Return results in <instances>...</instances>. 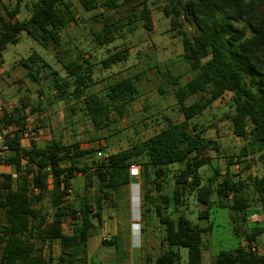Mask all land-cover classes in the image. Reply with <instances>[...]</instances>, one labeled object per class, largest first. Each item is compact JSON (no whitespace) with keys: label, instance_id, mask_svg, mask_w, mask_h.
Returning <instances> with one entry per match:
<instances>
[{"label":"trees","instance_id":"trees-1","mask_svg":"<svg viewBox=\"0 0 264 264\" xmlns=\"http://www.w3.org/2000/svg\"><path fill=\"white\" fill-rule=\"evenodd\" d=\"M31 1L32 13L27 20H14L23 0H16L14 10L0 13V57L8 45L20 42L22 33L45 50H58L63 30L80 21L71 0ZM78 1L88 13L103 10L95 17L102 27L93 31L100 48L113 44L124 29L134 33L139 24L153 31L150 0ZM163 13L171 30L182 39L183 53L178 60L194 74L184 84L180 76L170 78L182 122L165 116V126L154 136L111 154L107 161L94 159L89 165L83 161L96 151L83 150L79 143L64 145L53 139L45 147L31 143L29 149L24 148L23 110L17 109L3 120L21 128L14 138H6V149H0V168L9 166L16 175H0V210L5 217V224L0 225V264H88V242L101 225L103 205L130 189L133 166L139 168L142 180L141 219L149 221L152 214L158 220L157 245L154 252L148 249L145 264H178L180 249L187 250V264H203L204 236L214 230L212 218L216 219L222 208L233 214L232 230L238 240L243 239L240 223H248L256 213L262 216V223L248 227L243 235L246 245L239 241L236 248L219 251L211 264H264V254L252 250L264 234V0H168ZM185 25L194 30L192 35L183 29ZM127 57L114 52L101 61V70H109ZM60 63L65 77L37 53L23 66L26 76L36 83L43 70L49 69L45 78L52 80L55 100L82 102L95 131L109 129L130 116L141 96L142 72L114 80L102 94L90 93L95 64L79 56ZM159 91L165 93L161 87ZM227 94L231 96V112L224 117L232 124L235 136L246 141L236 157L229 156V165L236 159L248 168L246 159L259 158L263 169L253 183L234 182L228 173L220 180L221 171L212 156L220 149L205 137L207 130L193 122ZM194 96H200L199 100L187 104ZM203 168L208 171L206 179L200 172ZM76 173L84 176L86 190L96 188L95 200L85 197L72 205ZM32 186L39 190L38 195L33 194ZM188 196H194L202 208L197 218L206 221V227L182 213ZM45 199L50 202L51 215L38 207ZM67 223L70 233L65 232ZM141 233L148 231L142 226ZM54 243L60 246L58 258L53 259L51 253L44 257L43 247L51 248ZM102 244L115 247L119 264V239Z\"/></svg>","mask_w":264,"mask_h":264},{"label":"rangeland","instance_id":"rangeland-1","mask_svg":"<svg viewBox=\"0 0 264 264\" xmlns=\"http://www.w3.org/2000/svg\"><path fill=\"white\" fill-rule=\"evenodd\" d=\"M71 1L74 12L80 21L70 24L63 30L62 41L58 50H45L26 33H22L20 42L8 45L2 53L1 58L4 63H2L0 70V96L4 94L7 98H3L1 103H17L18 109L23 110L22 114L27 119L28 129H31L32 133L34 129L43 127L38 131V134H35L38 138L34 140V143L39 147H45L44 138L48 135L46 130L49 129V134L64 145H72L77 142L82 145L81 149L89 150L88 147L97 142L100 148L111 154L125 150L132 144L140 143L157 134L161 127L165 126L163 121L165 116L175 123L182 122L184 118L178 111L170 78L180 76L181 83L184 84L194 74L187 64L178 60L183 53V44L181 37L171 30L170 20L163 13V8L168 0H150L149 2L152 10L153 31H146L141 24L134 33L124 29L123 34L113 44L103 48L98 46L93 36V31L102 27L101 24L95 22V17H98L103 10L98 9L96 12L88 13L84 11L78 0ZM32 4L33 1L31 0H23L20 14L14 20H27L32 13ZM15 7L16 0H0V13L3 15L8 10H14ZM239 26L243 25L240 24ZM183 29L189 35L194 33V30L187 25ZM114 52L128 55L127 60L109 70H101V61ZM33 53L39 54L62 77H65L66 73L60 61L68 63L79 56L94 63L95 83L90 88V93L102 94L114 80L142 72L143 78L139 85L141 96L135 102L129 117L119 121L109 129L95 131L90 118L81 110L84 108L82 102L55 100L54 91L51 89L52 80L45 78L49 69L43 70L38 83L26 76L27 70L23 66V62ZM160 87L165 90L164 94L160 93ZM199 98L200 96H194L187 101V104H191ZM230 101L231 96L227 94L223 100L215 102L203 115L196 117L193 122L201 124L207 130L205 137L214 141L220 149V153L212 152V156L215 157V162L221 171L220 180L222 181L223 176L228 173L234 182L253 183L255 177L263 169L259 158L253 156L246 159L248 168H243V165L238 163L236 159L233 160L234 165H229V156L236 157L246 144L244 139L235 136L232 124L224 117L226 113L231 112ZM39 118L43 122H40ZM94 159V155L89 156L84 159L83 164L91 165ZM181 168L182 166L178 165V169ZM11 171L13 172L12 169L0 168V175L9 174ZM200 172L206 179L207 169L203 168ZM137 182L141 186L142 180L139 177ZM85 185L84 176L75 175L74 194L71 198L72 205H78L85 197L91 201L95 200L96 188L86 190ZM174 185L173 180L171 187H175ZM142 194L141 188L131 186L129 190L120 195H114L110 201L103 205L101 225L96 231V235L88 243V264H117V250L113 246H104L102 244L104 241L114 242L119 239L121 247L119 264L124 263L123 259L126 256L130 258L134 254L137 255L146 251L143 248L144 234H142L141 245L138 248H134L132 235V211L133 208L141 209ZM253 204L256 205L254 200ZM38 207L42 208L45 215H51L52 209L49 200L45 199ZM200 210L202 208L197 204L194 196H188L184 199V205L181 207L182 213L191 221L206 227V221H198L197 215ZM219 211L216 219L215 217L212 218L216 223L214 230L209 235L204 236V256L207 263H212L219 251L236 248L239 241L246 245L243 240L244 233L254 224L262 223V216L257 213L251 216L248 223H240L239 228L242 230L240 235L243 239L238 240L232 230L231 217L233 214L225 208ZM138 216L137 214L134 215L135 224L140 219ZM148 220L140 219V223L148 231L147 237L151 240L150 244L152 242L155 244L153 248H150L154 252L157 241L152 240L157 238L158 220L152 214ZM3 224H5L4 212L0 210V225ZM65 232L68 233V231ZM136 233L140 234L141 232L138 233L137 231ZM253 246L258 247L260 252L264 254V236L257 238V242ZM50 253L53 259H57L60 255V248L58 246H53V248L44 246L43 256L47 258ZM153 255H157V252ZM178 264H182V262Z\"/></svg>","mask_w":264,"mask_h":264},{"label":"built area","instance_id":"built-area-1","mask_svg":"<svg viewBox=\"0 0 264 264\" xmlns=\"http://www.w3.org/2000/svg\"><path fill=\"white\" fill-rule=\"evenodd\" d=\"M1 68H2V62L0 60V70H1ZM17 109H18V105H17V103H14V102H8V103H1L0 104V122H1L0 149L1 150L6 149L4 146V142H5L6 138L7 137L8 138H14L16 133H18L20 128H21V126L18 124H7V123L3 122V120L6 118V116L8 118H10L11 115H13ZM22 117L25 118L24 114H22ZM24 129L25 130H24V134L22 135L21 142H22V145L24 148L29 149L31 147V143H34V140L38 138V136H36L35 134H38V131L42 128L34 129V132L32 133L31 129H28V123H27V119H26ZM109 157H110V154L105 152L102 148H100V146L98 148H96V152L94 155L95 160L107 161L109 159ZM1 168L11 169V167H9V166H2ZM9 174H11L13 177H16L14 171L13 172L11 171ZM130 174H131V176L135 175V176L139 177V168L136 166H133L130 170ZM31 188H32L34 195L39 194V190L36 187L32 186ZM69 192H71V191H69ZM131 194L133 195V193H131ZM133 202L135 203L134 197H133ZM137 206L139 207L140 205H137ZM132 207H133V203H132ZM132 214H133L132 235H134V229L136 227L138 228L139 233L141 231V227H142L141 223H140L141 209L139 210V208H137V209L133 208ZM135 214H137V216L139 214L138 218H140L137 224H135V222H134V215ZM66 228H68V223H67V225H65V229ZM141 235H142V233H141ZM252 250L254 252H256L257 254L262 255V253L260 252L258 247L253 246Z\"/></svg>","mask_w":264,"mask_h":264},{"label":"crops","instance_id":"crops-1","mask_svg":"<svg viewBox=\"0 0 264 264\" xmlns=\"http://www.w3.org/2000/svg\"><path fill=\"white\" fill-rule=\"evenodd\" d=\"M1 57H2V55H1ZM0 57V60H1V62L2 63H4L3 62V60H2V58ZM3 98L5 99V98H7V96L6 95H1L0 96V103L2 102V100H3ZM82 111H83V109H81ZM84 112V111H83ZM46 132H48V135L47 136H45V138H44V140L46 141V144L47 143H49V142H51L53 139H55L51 134H49L50 133V130L49 129H47L46 130ZM43 140V141H44ZM74 143H77V142H74ZM73 143V144H74ZM80 144V143H79ZM96 145H97V147H96ZM90 146V145H89ZM80 147H82V145L80 144ZM87 147H88V145H87ZM99 147V145L97 144V142H95V143H92L91 144V146L90 147H88V148H90V149H94V148H98ZM129 148V147H128ZM89 149V150H90ZM105 152H107L106 150H104ZM119 152V151H118ZM115 153H117V152H114V153H111V154H115ZM109 154V153H108ZM110 154V155H111ZM139 174H140V171H139ZM132 177V180H133V183H132V187L133 186H136L137 188H140V184L137 182V180H138V176H135V175H132L131 176ZM139 191H140V189H139ZM140 200H141V198H140ZM201 227H203V226H201ZM65 231H68V233H70V231H69V228H67V229H65ZM138 231V233H139V230L137 229V227L134 229V237H133V244H134V248H138L140 245H141V241H142V235H141V233L140 234H137L136 232ZM141 232V231H140ZM147 235H148V233H145L144 234V240H143V248L146 250V251H142L141 253H139V254H137V255H133L132 257H130L129 259H128V264H145V260H146V256H147V251H148V249L150 250V248H153L154 247V243L152 242V244H150L151 242V240H150V238H148L147 237ZM264 236V234L263 235H261V236H259L258 238H260V237H263ZM91 239V238H90ZM152 241H155L156 242V239L154 238ZM89 243V242H88ZM138 244H140V245H138ZM53 246H58L59 248H60V246H59V244H57V243H54L53 245H52V248H53ZM52 252V251H51ZM60 253H61V250H60ZM88 253H89V249H88ZM180 254L182 255V259H181V262H182V264H187V261H188V255H187V250L186 249H180ZM203 264H211V263H207L206 261H205V256H204V253H203Z\"/></svg>","mask_w":264,"mask_h":264}]
</instances>
